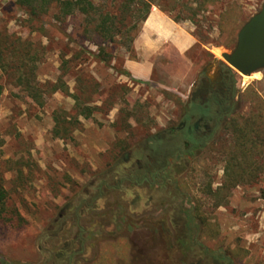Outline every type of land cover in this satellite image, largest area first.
I'll list each match as a JSON object with an SVG mask.
<instances>
[{
    "label": "rangeland",
    "instance_id": "rangeland-1",
    "mask_svg": "<svg viewBox=\"0 0 264 264\" xmlns=\"http://www.w3.org/2000/svg\"><path fill=\"white\" fill-rule=\"evenodd\" d=\"M105 1L112 11L122 0ZM151 1L162 9L151 10L173 22L174 36L178 28L193 38L179 60L169 41L143 31L144 22L128 47L119 38L101 44L109 62L100 63L85 51L96 54L102 40L84 30L82 16L62 23L51 10L41 18L45 33L31 32L15 0H0V40L27 45L37 89L33 99L17 84V62L6 55L8 67L0 69V187L6 193L0 264H62L64 249L76 252L70 264H185L190 250L223 264H264V176L234 188L219 207L208 193L209 185L212 191L221 186L232 149L226 123L248 114L255 97L264 102V70L236 74L226 116L212 121L204 146L161 165L158 186L137 184L132 174L146 164L149 138L178 126L202 69L213 58L223 62L220 54L234 49L239 30L264 0ZM155 24L149 16L147 28ZM128 60L151 64L149 79L128 75ZM182 222L186 243L177 240Z\"/></svg>",
    "mask_w": 264,
    "mask_h": 264
},
{
    "label": "trees",
    "instance_id": "trees-1",
    "mask_svg": "<svg viewBox=\"0 0 264 264\" xmlns=\"http://www.w3.org/2000/svg\"><path fill=\"white\" fill-rule=\"evenodd\" d=\"M213 2L214 0L205 3L212 4ZM15 4L26 15V20L22 22L31 32L45 33L46 29L41 18L51 10L55 11L54 18L62 23L68 17L82 16L84 30H89L102 40L100 45H96V54L84 51L103 64H108L109 58L105 56V49L101 44L113 43L119 38L128 47L133 43L139 25L147 20L151 8L156 6L162 10L158 4H154V1L151 0H122L118 10L112 11L107 7L105 0L101 6L96 5L95 0H15ZM163 11L170 12L169 10ZM65 37L69 38L67 34H65ZM15 44L22 47L19 39H16L11 45H7L0 40V69L6 71L8 67L6 55H11L17 62L14 66L17 73V84L35 99L37 89L32 85L33 71L30 67L34 57L29 56L27 45L22 47V53L20 54L17 47L14 46ZM12 46L14 47L12 48ZM24 49L27 52H23ZM78 108L80 109V105ZM228 109L229 106L222 103L220 107L214 108L213 115L209 120L215 121L226 116ZM81 114L89 115L84 114V112H81ZM237 120L239 121L235 120L234 122L231 119L229 123H226L232 129L233 145L225 159L222 184L214 191L211 190L210 185L208 186V193L214 201L215 207L225 205L231 191L237 186L255 182L264 176V102L255 97L252 100L251 111ZM171 143H173V139L164 137L162 134L151 136L148 145V150L151 152H148V159L142 168L150 171L149 173L157 174L158 168L162 164L174 159L175 156L180 159L181 152H172ZM190 144L191 148L198 147L197 142L190 141ZM183 153L188 154L190 152ZM138 168L137 166L136 171H138ZM169 194L170 192L167 193V195ZM5 197L6 193L0 187V208L4 206ZM179 216L185 222V217L182 214ZM183 222L181 229L184 231L182 235L177 236V240L186 243L188 233L185 231ZM75 223L78 224L77 220H75ZM180 248L182 249L181 246ZM79 250V252H82V247ZM60 253L66 259H63L62 264H70L76 255L75 251L69 253L66 249ZM184 257L182 261L185 264H223L216 257L209 254L204 255L202 259H198L193 250L187 251Z\"/></svg>",
    "mask_w": 264,
    "mask_h": 264
},
{
    "label": "flooded vegetation",
    "instance_id": "flooded-vegetation-1",
    "mask_svg": "<svg viewBox=\"0 0 264 264\" xmlns=\"http://www.w3.org/2000/svg\"><path fill=\"white\" fill-rule=\"evenodd\" d=\"M239 77L221 61L210 62L202 69L199 86L191 92L185 104L186 111L178 126L161 133L162 136L173 139L172 152H181L180 159H182V152H192L196 149L191 148L190 141L197 142V148H200L210 138L213 124L209 120V115H213L214 108L220 107L222 103L227 104L230 94L238 84L236 82ZM124 158L127 160V155H124ZM136 163L139 164V160ZM158 169L157 174H154L139 167L138 171L134 169L132 174H138L135 175L137 184H143L144 187L158 186L160 182L158 178H164L163 167L160 166ZM120 187L118 185L115 190Z\"/></svg>",
    "mask_w": 264,
    "mask_h": 264
},
{
    "label": "water",
    "instance_id": "water-1",
    "mask_svg": "<svg viewBox=\"0 0 264 264\" xmlns=\"http://www.w3.org/2000/svg\"><path fill=\"white\" fill-rule=\"evenodd\" d=\"M221 59L241 77L264 70V3L239 30L234 49L221 53ZM219 61L213 58V62Z\"/></svg>",
    "mask_w": 264,
    "mask_h": 264
},
{
    "label": "crops",
    "instance_id": "crops-1",
    "mask_svg": "<svg viewBox=\"0 0 264 264\" xmlns=\"http://www.w3.org/2000/svg\"><path fill=\"white\" fill-rule=\"evenodd\" d=\"M149 16H155L156 24L153 28H147L145 21V29L143 31L152 30L149 31L150 34H154L156 36L159 34L163 37V39L169 41V45L177 51V60H179L193 44V38L189 34L183 33L178 28L177 36H174L173 30H175V26L173 22L167 20L157 9L151 10ZM139 49L140 47H138V44L135 42V50L139 51ZM124 69L133 79L139 81H147L151 75V64L144 62L143 60H128L125 62Z\"/></svg>",
    "mask_w": 264,
    "mask_h": 264
},
{
    "label": "bare ground",
    "instance_id": "bare-ground-1",
    "mask_svg": "<svg viewBox=\"0 0 264 264\" xmlns=\"http://www.w3.org/2000/svg\"><path fill=\"white\" fill-rule=\"evenodd\" d=\"M220 58H221V54H220ZM244 77V76H243Z\"/></svg>",
    "mask_w": 264,
    "mask_h": 264
}]
</instances>
